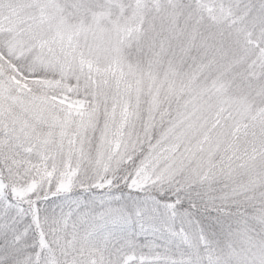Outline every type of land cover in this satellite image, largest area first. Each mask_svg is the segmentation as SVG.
I'll return each mask as SVG.
<instances>
[{
  "label": "snow or ice",
  "instance_id": "snow-or-ice-1",
  "mask_svg": "<svg viewBox=\"0 0 264 264\" xmlns=\"http://www.w3.org/2000/svg\"><path fill=\"white\" fill-rule=\"evenodd\" d=\"M0 264H264V0H0Z\"/></svg>",
  "mask_w": 264,
  "mask_h": 264
}]
</instances>
